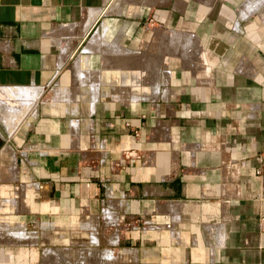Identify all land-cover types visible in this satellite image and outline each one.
<instances>
[{
    "label": "crops",
    "instance_id": "1",
    "mask_svg": "<svg viewBox=\"0 0 264 264\" xmlns=\"http://www.w3.org/2000/svg\"><path fill=\"white\" fill-rule=\"evenodd\" d=\"M261 151L264 0H0V264H264Z\"/></svg>",
    "mask_w": 264,
    "mask_h": 264
},
{
    "label": "built area",
    "instance_id": "2",
    "mask_svg": "<svg viewBox=\"0 0 264 264\" xmlns=\"http://www.w3.org/2000/svg\"><path fill=\"white\" fill-rule=\"evenodd\" d=\"M126 156L138 157L136 153L128 152ZM253 175L259 180L260 187L264 191V151H261L257 155V163L253 168ZM258 226L260 229L264 230V216L258 218Z\"/></svg>",
    "mask_w": 264,
    "mask_h": 264
},
{
    "label": "rangeland",
    "instance_id": "3",
    "mask_svg": "<svg viewBox=\"0 0 264 264\" xmlns=\"http://www.w3.org/2000/svg\"><path fill=\"white\" fill-rule=\"evenodd\" d=\"M49 261H51V258H49ZM48 264H51V262H49Z\"/></svg>",
    "mask_w": 264,
    "mask_h": 264
}]
</instances>
